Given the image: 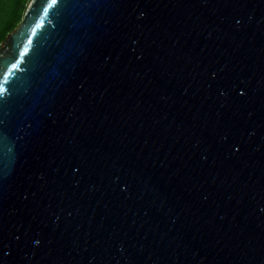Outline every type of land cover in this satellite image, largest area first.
Returning a JSON list of instances; mask_svg holds the SVG:
<instances>
[{"label":"water","instance_id":"water-1","mask_svg":"<svg viewBox=\"0 0 264 264\" xmlns=\"http://www.w3.org/2000/svg\"><path fill=\"white\" fill-rule=\"evenodd\" d=\"M0 87V264H264V0H31Z\"/></svg>","mask_w":264,"mask_h":264},{"label":"trees","instance_id":"trees-1","mask_svg":"<svg viewBox=\"0 0 264 264\" xmlns=\"http://www.w3.org/2000/svg\"><path fill=\"white\" fill-rule=\"evenodd\" d=\"M31 0H0V47L22 22Z\"/></svg>","mask_w":264,"mask_h":264},{"label":"snow or ice","instance_id":"snow-or-ice-1","mask_svg":"<svg viewBox=\"0 0 264 264\" xmlns=\"http://www.w3.org/2000/svg\"><path fill=\"white\" fill-rule=\"evenodd\" d=\"M53 4L57 3V0H52ZM5 89H3L2 87H0V95H2L4 93Z\"/></svg>","mask_w":264,"mask_h":264}]
</instances>
